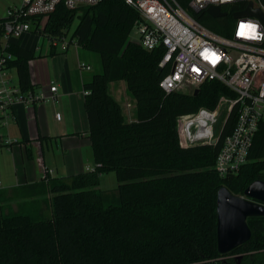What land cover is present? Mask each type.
<instances>
[{
  "label": "trees",
  "instance_id": "trees-1",
  "mask_svg": "<svg viewBox=\"0 0 264 264\" xmlns=\"http://www.w3.org/2000/svg\"><path fill=\"white\" fill-rule=\"evenodd\" d=\"M178 1L189 8L191 0ZM247 6L239 0L222 7L224 16L195 15L230 36L234 13ZM138 18L124 0L83 9L61 4L48 17L42 33L50 38L69 36L78 19L70 41L102 59V72L84 85L96 166L29 185L49 193L31 210H0V264H234L224 257L242 253V264H264V216L249 217L252 238L228 254L219 252L217 236L220 188L245 193L252 182L264 180V121L237 174L221 176L215 169L233 117L216 145L182 147L178 117L201 106L214 108L230 91L212 80L197 94L166 92L160 82L167 70L159 65L164 49L148 50L130 39ZM33 22L38 24L36 18ZM21 40L9 47L14 58L8 66L16 70L23 91L35 90L30 61L37 52ZM120 80L137 101L133 121L109 91V84ZM110 172L119 184L106 190L101 178Z\"/></svg>",
  "mask_w": 264,
  "mask_h": 264
},
{
  "label": "built area",
  "instance_id": "built-area-1",
  "mask_svg": "<svg viewBox=\"0 0 264 264\" xmlns=\"http://www.w3.org/2000/svg\"><path fill=\"white\" fill-rule=\"evenodd\" d=\"M102 1L22 0L0 15V142H12L5 139L1 130L13 119L15 104L32 105L47 99L42 91L22 90L18 76L12 73L15 69L8 66L14 58L9 51L11 44L33 30L46 35L42 33L45 23L61 4L69 9H83ZM124 1L139 14L133 27L138 37L133 41L148 50L164 49L159 65L167 70L160 82L166 92L194 93L212 80L229 89L230 93L222 94L214 108L201 106L180 115L177 125L182 147L216 145L228 121L235 118L232 131L223 138L215 169L221 176L237 174L248 162L264 121V20L254 15L235 18L232 34L224 36L204 25L195 14L207 11L213 4L223 7L239 0H191L189 8L178 0ZM246 1H252L264 13V0ZM35 18L38 24L33 22ZM67 38L51 37V45L66 50L75 43ZM80 66L92 68L85 62ZM51 91L55 98L58 86L53 81ZM52 173V169L47 170L43 179Z\"/></svg>",
  "mask_w": 264,
  "mask_h": 264
},
{
  "label": "crops",
  "instance_id": "crops-1",
  "mask_svg": "<svg viewBox=\"0 0 264 264\" xmlns=\"http://www.w3.org/2000/svg\"><path fill=\"white\" fill-rule=\"evenodd\" d=\"M0 15H4L3 11ZM21 41L24 47L40 51L30 61V74L35 91H42L47 99L32 105L15 104L13 119L1 130L5 139L12 140L10 144L0 142V210L7 211L31 210L34 205L38 206L36 201L49 198L47 190L40 187L36 194L37 190L29 188L31 184H39L47 170H53L50 177H65L96 166L92 141L88 137L90 125L84 87L93 76V65L86 59L88 54L78 45L65 52L58 47L54 53L50 45L43 53L39 42L28 47L24 40ZM82 62L92 68L82 69ZM52 81L58 86L55 98L51 91ZM119 82L124 83L128 91L124 80L111 83ZM130 97L131 101L126 104L128 113L115 98L121 103L126 119L133 121L137 101ZM133 107L135 111L131 110Z\"/></svg>",
  "mask_w": 264,
  "mask_h": 264
},
{
  "label": "water",
  "instance_id": "water-1",
  "mask_svg": "<svg viewBox=\"0 0 264 264\" xmlns=\"http://www.w3.org/2000/svg\"><path fill=\"white\" fill-rule=\"evenodd\" d=\"M207 12L213 17L226 14L220 5H210ZM258 16L264 20V13L249 1L245 10L235 12L234 17ZM199 89L195 90V94ZM218 249L221 254H228L252 238L249 217L264 216V180L252 182L245 190V196L234 194L227 187L218 192Z\"/></svg>",
  "mask_w": 264,
  "mask_h": 264
},
{
  "label": "rangeland",
  "instance_id": "rangeland-1",
  "mask_svg": "<svg viewBox=\"0 0 264 264\" xmlns=\"http://www.w3.org/2000/svg\"><path fill=\"white\" fill-rule=\"evenodd\" d=\"M21 3H22V0H0V9H2L0 11L1 12L3 11V14H5L7 12V9L9 8L8 5H11L10 7H14L16 5H20ZM77 23H78V19H76L74 25L72 26V28L70 30L69 36L67 38L68 40L71 39ZM33 29H35V27H33ZM137 37H138V35L136 34L135 31H133L131 33L130 39L136 40ZM21 38H22V40L25 41L24 43L28 47H34L36 45V43L39 42L40 47H42L43 53H45V51L50 49V45H51L50 37H48L47 35H41L37 32H34V30L30 33L24 34ZM70 47H72V49H74L77 47V44L71 43ZM60 50H62L63 52L67 51V49L66 50L60 49ZM81 50H82V52H86L88 54V57L86 59L90 63H92V65H93V71L91 72V74L93 75L95 73H101L102 72L101 56L98 53L88 51V50H85L83 48ZM37 52H40V51L38 50ZM12 73L15 77H17V72L15 70H13ZM123 84L124 83H120V82L119 83H111L110 91L122 103L126 113H128V108H127L126 104L129 100L131 101V99H129L130 96L128 94L127 89L125 91L126 85H123ZM131 110L135 111V107L131 108ZM118 184H119V182H118L116 173L110 172V173H107L103 176L100 187L103 189H106V190L107 189H114L118 186ZM235 194L240 195V196H245V193H235ZM50 214L51 213H48V215H50ZM236 255L242 256L244 254L242 253V254H236Z\"/></svg>",
  "mask_w": 264,
  "mask_h": 264
},
{
  "label": "flooded vegetation",
  "instance_id": "flooded-vegetation-1",
  "mask_svg": "<svg viewBox=\"0 0 264 264\" xmlns=\"http://www.w3.org/2000/svg\"><path fill=\"white\" fill-rule=\"evenodd\" d=\"M244 256H245V253L242 256L241 255L239 256V255H236V254H234V255H226L223 260L224 261H228L229 259H232L233 258V259H235L234 264H242V261H243Z\"/></svg>",
  "mask_w": 264,
  "mask_h": 264
}]
</instances>
